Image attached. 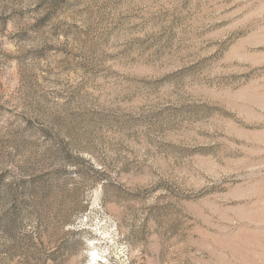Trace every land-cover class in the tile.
Listing matches in <instances>:
<instances>
[{
    "label": "rangeland",
    "instance_id": "rangeland-1",
    "mask_svg": "<svg viewBox=\"0 0 264 264\" xmlns=\"http://www.w3.org/2000/svg\"><path fill=\"white\" fill-rule=\"evenodd\" d=\"M0 264H264V0H0Z\"/></svg>",
    "mask_w": 264,
    "mask_h": 264
}]
</instances>
